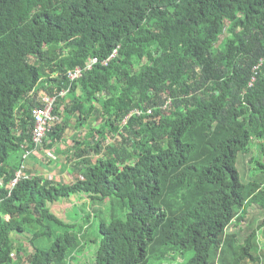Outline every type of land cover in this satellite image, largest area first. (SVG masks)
<instances>
[{
  "label": "trees",
  "instance_id": "trees-1",
  "mask_svg": "<svg viewBox=\"0 0 264 264\" xmlns=\"http://www.w3.org/2000/svg\"><path fill=\"white\" fill-rule=\"evenodd\" d=\"M43 97L72 181L26 166ZM263 141L264 0H0V264H264V217L228 230L264 211Z\"/></svg>",
  "mask_w": 264,
  "mask_h": 264
},
{
  "label": "rangeland",
  "instance_id": "rangeland-1",
  "mask_svg": "<svg viewBox=\"0 0 264 264\" xmlns=\"http://www.w3.org/2000/svg\"><path fill=\"white\" fill-rule=\"evenodd\" d=\"M43 100L46 103V108L38 111L39 122L37 124V128L34 133V139L38 147L35 148L33 156L27 160L26 166L28 169H30L31 173L35 175L45 176V177H48L49 179H53L54 181H61V182L72 181L75 178L74 177L75 175L73 173L75 169L73 168V162L71 163L70 161L67 160V155H70L67 153V150L71 149V145L68 142L61 140L60 142H57L55 143V145L50 147V146H47V144L50 142V139L46 143H44L45 139L48 138V134L51 131V127L55 126L56 124H59L62 121L64 117V113H63L64 111L60 109V115L56 117L55 115H53L52 108H51V104L52 102L54 103V100L45 98V97H43ZM76 121H77L76 114L71 115L69 127L66 130L67 137L65 136V140L66 138H68V140L72 139L74 135L77 136V134L80 138L83 137L82 132L84 131V128L83 127L77 128ZM101 122H102V119L99 118L98 120L95 121V125L99 127ZM258 146L259 144L258 145L253 144L248 155L243 156V154H239V157H238L237 166H238L239 172L242 173L241 175L243 177L245 176L247 181L251 180V178L252 180H256L257 178L261 177L264 172V169H262L259 166L260 162L264 164V152H262L261 148ZM259 153L262 154V158ZM242 156H243V160L239 161V159L242 158ZM250 158L251 159L254 158V160L248 164V161H250L249 160ZM19 173H18L19 175H26L27 171L22 170V172L20 171ZM64 201L65 200H61L55 204H59ZM88 201H89L88 199H83V197L77 196L76 199L70 201L71 202V205L69 206L70 210L65 211V214H67L69 211L71 216H74V211L76 212L75 207L77 205H82V203L88 202ZM70 202L66 204L69 205ZM66 207L68 206H65V205L62 206V208H66ZM89 207H90V204L86 206L85 212H88ZM51 208L55 212H57L55 209V205H52ZM93 208H96V206ZM102 209L104 211L105 218L108 219L109 217L107 216H109L110 210L108 211L107 207L105 206H103ZM263 217H264V211L261 210L259 207L253 205L248 210L247 218H245V220L241 221L239 224H236L233 222L229 226L228 230L238 232L239 233L238 239L240 242H242L245 239L247 233L249 232L248 231L249 227L251 228L256 227L262 221ZM94 222L95 224L97 223V221H95V219L92 218L91 225ZM95 224H93L92 228L96 226ZM23 238H24L23 240H26V237H23ZM53 241L54 239H52V242ZM257 243H258L260 251H263L264 250V234L259 235V242L257 241ZM44 244H47V242H44ZM72 262L73 264H88V263L92 264L91 262H93V259L91 260V262H89L86 256L83 255V253L79 252V253H76V258ZM249 264H252V263L250 262Z\"/></svg>",
  "mask_w": 264,
  "mask_h": 264
},
{
  "label": "built area",
  "instance_id": "built-area-1",
  "mask_svg": "<svg viewBox=\"0 0 264 264\" xmlns=\"http://www.w3.org/2000/svg\"><path fill=\"white\" fill-rule=\"evenodd\" d=\"M76 74H77V75H80V74H81V69H78L77 72H76ZM45 108H46V107H45ZM45 108H44V109H45ZM51 108H52V105H51ZM39 110H43V109L40 108V109L35 110L36 126H35L34 133H35V131H36L37 124H38V122H39V117H38V111H39ZM15 181H16V180H15Z\"/></svg>",
  "mask_w": 264,
  "mask_h": 264
}]
</instances>
